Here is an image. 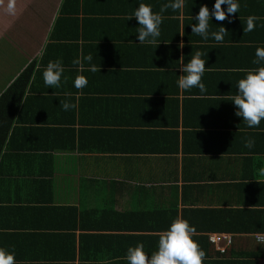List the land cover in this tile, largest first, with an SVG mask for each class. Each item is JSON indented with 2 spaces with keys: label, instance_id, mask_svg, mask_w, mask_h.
Instances as JSON below:
<instances>
[{
  "label": "crops",
  "instance_id": "1",
  "mask_svg": "<svg viewBox=\"0 0 264 264\" xmlns=\"http://www.w3.org/2000/svg\"><path fill=\"white\" fill-rule=\"evenodd\" d=\"M168 2L16 0L15 15L0 7V95L21 92L0 104V248L16 264H128V247L142 242L150 257L177 216L193 238L229 236L199 244L204 264H264L254 238L264 233V120L249 128L228 99L246 70L264 66L252 63L264 47V0H237L231 23L211 17L207 40L191 32V17L215 0H184L162 13L160 43L140 44L127 17L140 3L159 13ZM249 16L260 19L246 32ZM221 26L228 34L217 43ZM197 50L205 93L177 84L181 55L187 63ZM81 54L100 72L87 61L80 72L72 61ZM57 59L60 87L48 88L42 73ZM77 75L88 81L80 90ZM65 100L76 107L64 111ZM127 210L138 219L127 229L105 219Z\"/></svg>",
  "mask_w": 264,
  "mask_h": 264
},
{
  "label": "clouds",
  "instance_id": "2",
  "mask_svg": "<svg viewBox=\"0 0 264 264\" xmlns=\"http://www.w3.org/2000/svg\"><path fill=\"white\" fill-rule=\"evenodd\" d=\"M222 5H227L226 11L221 7ZM0 7H3L4 12L8 15L16 14V0H7L6 6L4 5V0H0ZM183 7L184 0H169L168 3L161 6L159 13H155L150 5L140 3L127 19L135 18L138 21L137 39L140 44L157 46L160 43H157V38L161 34L162 13L168 9L175 12ZM239 7L237 0H215L211 11L206 5H201L198 13L191 17V19L196 21V23L191 25V32L207 40L209 37L210 18L214 17L218 22L227 20L231 23L229 17L232 14H237ZM258 19L260 17L249 16L243 31H253L255 29V21ZM227 34L226 28L221 26L219 31L211 32V37L217 43H222ZM177 47L182 49L184 47L183 42L179 43ZM204 55L205 53L197 50L187 63H184L183 55H181L179 71L182 75L179 76L177 81L181 90L189 91L193 88H198L200 93L207 91L206 86L202 83V77L206 71V61L201 58ZM255 57L253 64L261 65L264 62V47L255 49ZM92 60L93 56L91 54L87 56L81 54L72 63L78 66L80 72H83L85 70L84 62L87 61L89 64L88 71L93 73L100 72V66L92 64ZM63 73L64 67L61 60L49 61L42 73L45 86L48 88L60 87ZM64 79L66 81L67 77ZM87 83V78L83 75H77L73 81L74 87L78 90L86 87ZM228 99L235 106V116L242 118L249 128L259 127L261 121L264 120V66L246 70L244 78L237 81V93ZM60 104L64 111L76 107L75 104L70 103L68 100L61 101ZM254 145L255 140L253 138L248 137L244 140V147L252 148ZM258 173L260 176H264V167L259 168ZM195 231V228L187 220L177 216L167 230L160 232L157 250L153 251L150 257L144 252V245L141 242L134 247H128L125 259L128 264H203L206 253L192 239ZM255 239L258 245L264 244V234H255ZM0 264H16L14 252L0 248Z\"/></svg>",
  "mask_w": 264,
  "mask_h": 264
},
{
  "label": "trees",
  "instance_id": "3",
  "mask_svg": "<svg viewBox=\"0 0 264 264\" xmlns=\"http://www.w3.org/2000/svg\"><path fill=\"white\" fill-rule=\"evenodd\" d=\"M31 72V68L30 66H27V68L22 72V78L26 79L25 82L29 79V74ZM21 78V79H22ZM17 83V81L15 82ZM15 93L16 95H19L21 92H17V91H9V89L5 90L1 95H0V104L2 103V101H4L5 95H9V93ZM6 101V99H5ZM14 106V105H13ZM5 130V127H4ZM4 131H2L0 133V147L3 144L4 141ZM1 156V154H0ZM132 210H127L118 214H114V213H109V215L105 216V219H108L109 221H111L113 224H115V226H120V228H124L127 229L130 226H132L133 223H136L138 221V219L136 221H132L131 219H127L125 218L126 215L132 214ZM81 220V219H80ZM79 220V221H80ZM75 222H78V220H73V223L75 224ZM220 235V234H218ZM208 236L209 234H205V236H201V237H197V238H193V240H195L198 244L200 245H209V243L207 242L208 240ZM204 251V249H203ZM204 262H211V260H203V264Z\"/></svg>",
  "mask_w": 264,
  "mask_h": 264
},
{
  "label": "built area",
  "instance_id": "4",
  "mask_svg": "<svg viewBox=\"0 0 264 264\" xmlns=\"http://www.w3.org/2000/svg\"><path fill=\"white\" fill-rule=\"evenodd\" d=\"M261 234H264V233H261ZM229 240H230L229 236H225V235H222V234H220V235H212V234H210L208 236V241L210 243H213V244L218 243V242H225L226 244H228ZM255 241H256V239H255Z\"/></svg>",
  "mask_w": 264,
  "mask_h": 264
},
{
  "label": "rangeland",
  "instance_id": "5",
  "mask_svg": "<svg viewBox=\"0 0 264 264\" xmlns=\"http://www.w3.org/2000/svg\"><path fill=\"white\" fill-rule=\"evenodd\" d=\"M4 48H8V46L6 44H3Z\"/></svg>",
  "mask_w": 264,
  "mask_h": 264
}]
</instances>
